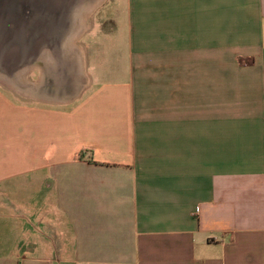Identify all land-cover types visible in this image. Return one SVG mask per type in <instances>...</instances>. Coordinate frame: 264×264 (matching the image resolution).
Returning a JSON list of instances; mask_svg holds the SVG:
<instances>
[{"label":"crops","instance_id":"obj_1","mask_svg":"<svg viewBox=\"0 0 264 264\" xmlns=\"http://www.w3.org/2000/svg\"><path fill=\"white\" fill-rule=\"evenodd\" d=\"M88 18L73 82L0 79V264H264V0Z\"/></svg>","mask_w":264,"mask_h":264},{"label":"rangeland","instance_id":"obj_2","mask_svg":"<svg viewBox=\"0 0 264 264\" xmlns=\"http://www.w3.org/2000/svg\"><path fill=\"white\" fill-rule=\"evenodd\" d=\"M107 1L108 0H105L100 6H98L97 9H101L103 4ZM83 4L88 5L90 2H87V0H0V47L2 46L1 44H4V42H8V45H6L5 48H0V70L3 69L5 73L7 72V75L14 74L19 69L23 70V67L27 64V55L33 49L34 51L39 49L42 50V47L45 44L44 42L48 40V37L47 39L45 37L46 32L51 30L50 38L52 40L58 38L61 34L64 35L65 32L68 33L71 27L70 21H72L74 12ZM95 11L96 9L94 12ZM86 21L88 22V29L92 25L93 21L91 22V25L89 18H87ZM27 24H29L28 30ZM58 26H63L65 31H62L63 29L58 28ZM14 36L23 37L25 40L29 39L31 45L34 44V48L29 49L27 53L18 52L17 48L13 47L16 45L13 40ZM88 39L90 41V35L83 39L82 42L78 40L76 45L78 47L81 45L86 50L89 43ZM10 47H13V50L9 51V54L5 55L4 51ZM102 49L103 47L99 48L101 52ZM53 52L55 53L57 50ZM18 59H23V63L20 65L17 64L16 62ZM237 61H239V59ZM103 62L104 60L101 57L98 60V69L103 72L112 70H107L109 64L104 66ZM107 74L110 75L111 73ZM25 76L26 75H24V79ZM110 80L112 79L110 78Z\"/></svg>","mask_w":264,"mask_h":264},{"label":"bare ground","instance_id":"obj_3","mask_svg":"<svg viewBox=\"0 0 264 264\" xmlns=\"http://www.w3.org/2000/svg\"><path fill=\"white\" fill-rule=\"evenodd\" d=\"M104 1L105 0H87V2H90V4L88 5L83 4L82 6H79V8L76 9V11L74 12L72 21H70L71 27L69 29V32L68 33L65 32V34L64 35L61 34V36L59 35L58 38H55L53 41H51L50 45L48 43L44 44L39 59H41L42 62L45 64L46 72L50 71L51 73H53L57 65L62 66L63 64L64 65L63 68L64 67L66 68L65 70V73L67 74V75L65 74L66 77L69 76L68 77L69 81L73 82L72 81L74 74L73 64L74 65L78 64V46L76 45V42L80 39L81 35L86 29L85 24L87 18ZM13 40L16 43V45H14L13 47H16L18 52L20 53L27 52V42L25 38L14 36ZM1 45L2 46L0 48H5L6 45H8V42L7 43L4 42V44ZM13 47L8 48L10 50L6 49L4 51L5 55L9 54V51H11ZM52 50L53 51L57 50V52L54 53ZM16 63L20 65L21 63H23V59H18ZM23 68H24L23 70L19 69L14 74H9V75H7V72L5 73V71L2 69L0 70V79H3V81H5L14 89L26 93L27 86L22 79H24V75L26 74L27 66H24ZM69 73L72 75H69ZM50 98H55V96L51 94Z\"/></svg>","mask_w":264,"mask_h":264},{"label":"water","instance_id":"obj_4","mask_svg":"<svg viewBox=\"0 0 264 264\" xmlns=\"http://www.w3.org/2000/svg\"><path fill=\"white\" fill-rule=\"evenodd\" d=\"M27 30H28V28H29V24H27ZM58 28H61V29H63L62 31H65V29H64V27L63 26H58ZM66 28V27H65ZM58 31H59V29H58ZM50 32H51V30H49V32H46V39H47V37H48V40H44L45 42L44 43H48V44H50L51 42L50 41H53L51 38H50ZM61 32V31H60ZM59 32V33H60ZM27 36H28V33H27ZM57 37V36H56ZM51 39V40H50ZM27 41V51L29 50V49H31V48H34V44L33 45H31V42L29 41V39L28 40H26ZM13 50V49H12ZM27 53V52H26Z\"/></svg>","mask_w":264,"mask_h":264}]
</instances>
